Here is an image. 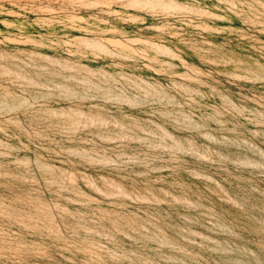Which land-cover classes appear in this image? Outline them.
<instances>
[{
  "label": "rangeland",
  "instance_id": "rangeland-1",
  "mask_svg": "<svg viewBox=\"0 0 264 264\" xmlns=\"http://www.w3.org/2000/svg\"><path fill=\"white\" fill-rule=\"evenodd\" d=\"M0 264H264V0H0Z\"/></svg>",
  "mask_w": 264,
  "mask_h": 264
}]
</instances>
